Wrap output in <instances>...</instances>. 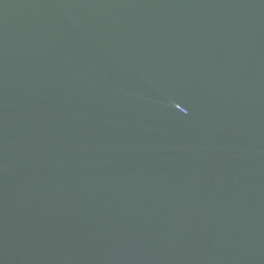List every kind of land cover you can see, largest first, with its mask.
I'll list each match as a JSON object with an SVG mask.
<instances>
[{"label":"water","instance_id":"95a60500","mask_svg":"<svg viewBox=\"0 0 264 264\" xmlns=\"http://www.w3.org/2000/svg\"><path fill=\"white\" fill-rule=\"evenodd\" d=\"M0 264H264V0H0Z\"/></svg>","mask_w":264,"mask_h":264}]
</instances>
